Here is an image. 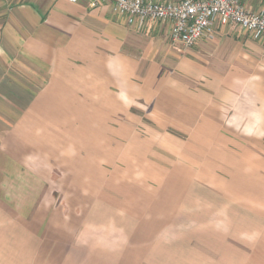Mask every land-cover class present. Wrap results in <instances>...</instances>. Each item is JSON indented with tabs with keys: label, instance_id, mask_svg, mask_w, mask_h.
<instances>
[{
	"label": "crops",
	"instance_id": "0c3cea01",
	"mask_svg": "<svg viewBox=\"0 0 264 264\" xmlns=\"http://www.w3.org/2000/svg\"><path fill=\"white\" fill-rule=\"evenodd\" d=\"M92 2L0 0V264H264L263 41Z\"/></svg>",
	"mask_w": 264,
	"mask_h": 264
},
{
	"label": "built area",
	"instance_id": "2783aa9c",
	"mask_svg": "<svg viewBox=\"0 0 264 264\" xmlns=\"http://www.w3.org/2000/svg\"><path fill=\"white\" fill-rule=\"evenodd\" d=\"M77 1V0H72ZM108 3L130 25L143 30L151 22L170 24L172 42L191 48L202 40L216 38V23L250 31L264 44V8L250 10L240 0H93Z\"/></svg>",
	"mask_w": 264,
	"mask_h": 264
},
{
	"label": "rangeland",
	"instance_id": "374dc122",
	"mask_svg": "<svg viewBox=\"0 0 264 264\" xmlns=\"http://www.w3.org/2000/svg\"><path fill=\"white\" fill-rule=\"evenodd\" d=\"M170 43H172L173 45H177V43H174V42H170ZM178 47H181L180 45H178ZM182 48H183V46H182Z\"/></svg>",
	"mask_w": 264,
	"mask_h": 264
}]
</instances>
